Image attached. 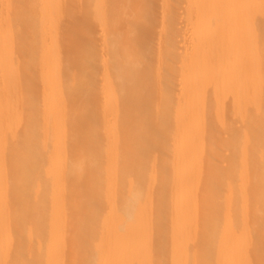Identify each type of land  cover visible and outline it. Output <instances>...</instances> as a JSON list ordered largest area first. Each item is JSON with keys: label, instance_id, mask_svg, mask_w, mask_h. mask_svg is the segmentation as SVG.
Masks as SVG:
<instances>
[{"label": "bare ground", "instance_id": "bare-ground-1", "mask_svg": "<svg viewBox=\"0 0 264 264\" xmlns=\"http://www.w3.org/2000/svg\"><path fill=\"white\" fill-rule=\"evenodd\" d=\"M0 264H264V0H0Z\"/></svg>", "mask_w": 264, "mask_h": 264}]
</instances>
